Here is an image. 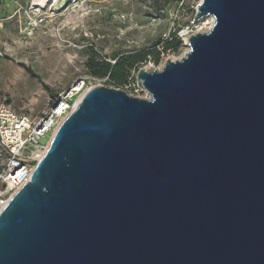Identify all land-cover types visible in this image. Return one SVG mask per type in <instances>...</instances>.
<instances>
[{
	"label": "water",
	"instance_id": "95a60500",
	"mask_svg": "<svg viewBox=\"0 0 264 264\" xmlns=\"http://www.w3.org/2000/svg\"><path fill=\"white\" fill-rule=\"evenodd\" d=\"M206 32L137 97L93 86L0 212V264H264V0H201Z\"/></svg>",
	"mask_w": 264,
	"mask_h": 264
},
{
	"label": "rangeland",
	"instance_id": "374dc122",
	"mask_svg": "<svg viewBox=\"0 0 264 264\" xmlns=\"http://www.w3.org/2000/svg\"><path fill=\"white\" fill-rule=\"evenodd\" d=\"M32 1L20 0V14L8 19L0 31V93L16 111L32 118L42 115L53 102L52 96L76 78L91 75L88 62L113 63L149 50L150 54L129 69L123 83L101 82L129 95L146 97L143 88L135 93L130 85L137 84V70L157 68L167 59L180 58L187 47L183 34L197 32L207 19L194 20L201 0H45L39 11L32 9L43 18L35 25L24 13L34 6ZM16 7L6 2L0 10L5 14ZM175 36L179 37L178 46L163 50L164 40ZM20 63L29 66L38 78L29 75Z\"/></svg>",
	"mask_w": 264,
	"mask_h": 264
},
{
	"label": "built area",
	"instance_id": "2783aa9c",
	"mask_svg": "<svg viewBox=\"0 0 264 264\" xmlns=\"http://www.w3.org/2000/svg\"><path fill=\"white\" fill-rule=\"evenodd\" d=\"M6 2H13L17 7L5 14L0 10V31L8 19L20 14V0H0V5ZM33 5L24 9V13L36 25L43 18L32 12V9L39 11L38 6ZM192 33L187 30L183 35L188 37ZM107 79L108 76L94 75L76 78L55 95L42 115L34 118L25 112L16 111L7 97L0 93V212L12 195L30 180L36 163L45 153L57 127L67 114L75 108L88 89L102 85L101 82ZM130 85L135 93L143 91L135 82ZM133 96L141 97L139 94Z\"/></svg>",
	"mask_w": 264,
	"mask_h": 264
},
{
	"label": "trees",
	"instance_id": "16d2710c",
	"mask_svg": "<svg viewBox=\"0 0 264 264\" xmlns=\"http://www.w3.org/2000/svg\"><path fill=\"white\" fill-rule=\"evenodd\" d=\"M175 39V40H174ZM166 38L163 42L162 49L170 50L175 49L180 43L179 37L175 36V38ZM151 52L147 50L146 52H140L139 54H133L130 57H120L116 59L113 63L107 61L96 62L95 64L87 63V67L89 71L92 73L91 75L104 77L108 76V80L120 84L123 83L127 78V73L130 68L134 67L137 61L144 55L150 54ZM20 65L29 73V75L33 77H37L29 66L20 63ZM44 89L49 90V86L43 82H41ZM55 95L52 96L54 98Z\"/></svg>",
	"mask_w": 264,
	"mask_h": 264
},
{
	"label": "bare ground",
	"instance_id": "6f19581e",
	"mask_svg": "<svg viewBox=\"0 0 264 264\" xmlns=\"http://www.w3.org/2000/svg\"><path fill=\"white\" fill-rule=\"evenodd\" d=\"M44 1L45 0H33V2H34L33 4H35L36 6H40V5L44 4ZM57 1L58 0H54V3L57 2ZM200 22H202V19L200 20ZM212 24H213V18H212L211 15H208L206 21L202 22L201 25L198 26L197 31L198 32H206V31H208L210 29ZM184 40L186 42L187 37H185ZM186 45H187V42H186ZM186 50H187V47H186ZM186 50L184 51V53L186 52ZM183 54H182V56H183ZM145 96L147 97V93L146 92H145Z\"/></svg>",
	"mask_w": 264,
	"mask_h": 264
}]
</instances>
